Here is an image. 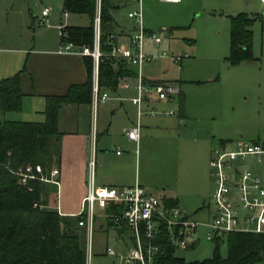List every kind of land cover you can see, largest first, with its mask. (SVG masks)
Returning a JSON list of instances; mask_svg holds the SVG:
<instances>
[{"label": "rangeland", "instance_id": "374dc122", "mask_svg": "<svg viewBox=\"0 0 264 264\" xmlns=\"http://www.w3.org/2000/svg\"><path fill=\"white\" fill-rule=\"evenodd\" d=\"M111 1L117 5L118 15L126 19V13L133 7L131 0ZM141 2L143 25H147L148 30L161 37L159 44L146 42L145 48L150 50L149 53L187 55L178 64H174L168 57H159L152 62L143 63L142 74L151 77L164 69L165 77L180 81L179 89L184 95L190 121L183 126L174 120L176 127L171 134L162 133L145 140L144 147L141 148L139 183L144 186L153 183L155 175L163 168L161 158L163 156L166 158L171 152L172 161L175 160L174 155L178 162L190 161L193 143L188 137L193 136L192 132H206L208 137H213L212 139L222 137L228 138L227 141L231 142L237 139L248 143L263 142L264 5L259 0H180L178 3L141 0ZM42 7H49L50 14L47 17V24L37 25L35 19ZM236 12L258 16L251 25V52L254 59L229 65L225 60L229 43L228 15ZM59 22L62 26L87 25L88 18L85 14L77 13H67L64 16L60 0H0V78L2 75L3 77L12 75L21 68L28 49L49 44L52 40L57 43ZM135 81L134 78L132 84L130 81L127 83L134 86ZM112 95L114 94L108 92V98H112ZM110 98L94 103L91 121L100 120L102 114L107 115L110 105L116 104V101ZM177 104V98L169 104L168 109L174 111L173 118L176 117ZM133 107L135 116L136 109ZM0 115L1 119L5 120L44 119L42 111L34 112L32 104L19 112H5ZM158 116L163 115H156ZM178 126L182 130V139H176L174 136V133L179 131ZM237 163L256 173H264V162L256 163L251 159H245ZM55 167L56 164H52L49 171ZM48 172L44 174L47 177ZM44 183L48 190L45 208L56 210L53 195L50 193L53 184ZM153 193L157 195L158 192ZM205 203L208 208L204 207L199 211L195 210L194 206L186 208L192 219L197 221L210 219L212 216L210 197ZM102 220L101 217L94 218L91 250L86 258V264H110L112 258L106 256L103 249L105 246L118 245L113 229L107 228L106 231L99 229ZM203 232L202 228L198 230L199 239L191 248L176 249L174 254L186 261L210 257L213 242L205 240ZM225 250V243L221 242L218 247L219 255L224 256ZM252 264H264V259Z\"/></svg>", "mask_w": 264, "mask_h": 264}, {"label": "trees", "instance_id": "16d2710c", "mask_svg": "<svg viewBox=\"0 0 264 264\" xmlns=\"http://www.w3.org/2000/svg\"><path fill=\"white\" fill-rule=\"evenodd\" d=\"M96 0H62V9L68 13L85 14V26H63L67 41L77 46H92L93 18ZM117 6L109 0L98 1V49L102 56L97 62V85L101 89H115L119 78L134 74L131 66L107 56L114 36L115 23L111 10ZM258 16L238 12L228 15L229 43L225 57L229 65L254 59L251 52V25ZM87 79L72 84L61 95L45 96L43 121L0 119V264H86L84 229L77 225V217L62 215L45 208L48 190L38 178L17 182L13 173L24 165H39L46 174L60 155V136L57 118L60 107L66 104H86L91 100L92 60L83 57ZM19 72L0 78V112H17L21 108L22 93ZM179 85L178 80H160ZM179 105L182 103L179 101ZM166 205L173 200L163 199ZM108 211V210H107ZM109 219L99 224L106 231ZM212 255L200 260H184L174 254L175 248L161 231L154 240L158 247L152 264H252L264 259V232H227L212 239ZM225 243V255L218 247Z\"/></svg>", "mask_w": 264, "mask_h": 264}, {"label": "built area", "instance_id": "2783aa9c", "mask_svg": "<svg viewBox=\"0 0 264 264\" xmlns=\"http://www.w3.org/2000/svg\"><path fill=\"white\" fill-rule=\"evenodd\" d=\"M178 2L179 0H162ZM264 5V0H259ZM133 7L126 17L132 21L133 31L126 45L116 41L110 35L112 45L108 57L135 67V96L131 98L136 106V116L147 113L155 116L154 108L143 110V104L149 99L171 101L179 94V87L172 83H163L145 79L142 76V64L152 62L159 57H168L178 64L186 54H152L144 49L147 40L154 44L161 42V37L144 27L142 21L141 0H131ZM48 7H42L35 19L37 25L47 24ZM64 15L66 11H63ZM57 25L59 37H65ZM99 17L96 11L93 18L92 46H77L61 40L58 52H68L89 56L92 60L91 97L93 103L107 98L106 92L99 91L97 85V62L102 53L98 49ZM119 84V83H118ZM128 87L125 81L120 83ZM165 115H174L172 109L163 111ZM1 119V118H0ZM125 137L138 139V123L125 129ZM251 159L256 163L264 162V141L260 143L244 142L240 139L215 144L208 159L209 175L213 182L210 194L212 216L210 219L197 221L177 205H166L159 195L147 192L138 184L131 186H97L92 181V161H89V173L86 191L82 196L77 212V225L84 229L86 258L91 250V233L95 217L109 219L118 241L117 246H105L103 253L112 258L110 264H152L158 251L154 240L164 231L167 242L176 249L191 248L199 239L198 230L204 229L203 237L212 241L227 232H264V173H256L241 167L240 161ZM13 173L17 182L24 184L28 178H38L57 186V169L48 172V177L41 172L39 165H24ZM108 210V211H107ZM58 211V207H56ZM60 214V213H59ZM102 220V221H103Z\"/></svg>", "mask_w": 264, "mask_h": 264}, {"label": "crops", "instance_id": "0c3cea01", "mask_svg": "<svg viewBox=\"0 0 264 264\" xmlns=\"http://www.w3.org/2000/svg\"><path fill=\"white\" fill-rule=\"evenodd\" d=\"M109 2L117 6L113 1L109 0ZM60 8L63 12L62 0H60ZM117 8L111 10L115 23L114 36L118 43L126 45L133 31V24L129 18L126 17V20L120 17ZM144 26L146 29L148 28L147 25ZM58 42L60 39L57 43L52 40L49 44L32 47L26 52L21 68L16 71L19 72L18 82L22 93L20 110L26 109L32 104L34 112H41L44 108L45 96L64 94L70 85L86 81L84 56L58 52ZM144 49L146 52L150 51L145 46ZM131 68L135 74V67ZM158 73L151 77L143 74L142 76L154 81L176 80L165 77L166 70L164 69ZM134 74L119 78L113 90L99 88V91L106 92V99L110 98H108L109 92V94H114L110 99L116 101V104L110 105L107 115H101L100 120L91 121V109H94L95 106L92 97L86 104H66L60 107L57 118V129L61 133L60 155L55 167L57 169L55 178L58 185H53L52 192H50L60 214L71 215L77 212L80 200L86 191L89 161H92L91 171L94 185L131 186L136 183L145 191L158 192L157 195L162 199L173 200L175 205L186 213L188 212L186 208L192 206L198 211L204 207L208 208L205 202L213 189V182H211L212 179L210 180L208 172L211 149L215 144L226 142L229 139L222 137L212 139L213 137H208L206 132H192L191 138L185 135L193 143V150L189 155L191 160L186 163L178 162L174 155L175 160L172 161L173 153L171 152L167 154L166 158L164 156L161 158L163 168H161L162 170L159 168L153 183L146 186L140 184L141 148L144 147L145 140L162 133L169 135L176 127L175 121L184 126L186 122L189 123L190 118L187 107L185 108L184 95L180 89L179 94L171 101L149 99L144 102L142 107L144 111L154 108L158 112L156 115L163 116L151 117L147 113H142L139 117L135 113L134 116L133 106L135 105L131 98L135 96V89L130 85L128 87L120 86L122 81H130L132 84L135 78ZM178 87L180 88V84ZM176 98L178 99L176 117L163 114V111L168 110L169 104ZM179 101L182 103L181 106ZM0 114L3 113L0 112ZM19 121L30 120L19 119ZM136 122L138 123L137 141L127 139L124 133L125 129L134 126ZM178 129L179 131L177 130L174 136L176 139H182V130L179 126Z\"/></svg>", "mask_w": 264, "mask_h": 264}]
</instances>
